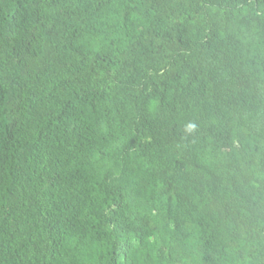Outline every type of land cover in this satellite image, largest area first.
I'll use <instances>...</instances> for the list:
<instances>
[{
	"label": "trees",
	"instance_id": "1",
	"mask_svg": "<svg viewBox=\"0 0 264 264\" xmlns=\"http://www.w3.org/2000/svg\"><path fill=\"white\" fill-rule=\"evenodd\" d=\"M0 264H264V0H0Z\"/></svg>",
	"mask_w": 264,
	"mask_h": 264
}]
</instances>
